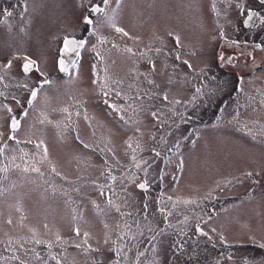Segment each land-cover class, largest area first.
<instances>
[{"label": "rangeland", "instance_id": "obj_1", "mask_svg": "<svg viewBox=\"0 0 264 264\" xmlns=\"http://www.w3.org/2000/svg\"><path fill=\"white\" fill-rule=\"evenodd\" d=\"M90 2L0 0V264L167 249L168 227L138 232L156 194L214 200L200 221L209 236L186 247L210 255L202 264H264V68L247 72L264 53V3L95 0L104 11L91 13ZM245 7L263 14L255 26ZM65 35L84 45L60 71ZM19 56L36 62L29 72Z\"/></svg>", "mask_w": 264, "mask_h": 264}, {"label": "flooded vegetation", "instance_id": "obj_2", "mask_svg": "<svg viewBox=\"0 0 264 264\" xmlns=\"http://www.w3.org/2000/svg\"><path fill=\"white\" fill-rule=\"evenodd\" d=\"M82 1H85V0H82ZM89 1H91V2L88 3V5L86 4L85 10L88 9V11L91 12V9L93 7H99V8L103 7V5H99L96 2H94L95 0H89ZM235 9L238 13L241 14L242 8L240 6H237ZM252 9H253L252 7H245V13L243 14V17H242V24L245 20V17L248 16L249 14L252 15L251 19L255 21L253 26H255L258 22H260L262 20L263 14L261 12H258L256 10H254V9L252 10ZM84 17H86V14H84V12H83V19H84ZM246 21H248V19H246ZM251 27H252V25H251ZM234 52L236 53V56H237V53H239L240 51L235 50ZM244 52L249 55V57H248L249 60L252 59L251 48L246 46L244 48ZM7 55H8V57L15 58L13 56V54L11 55V53H8ZM17 55H15V56H17ZM236 56L234 58V61L236 59ZM25 57L26 56H19V58L17 59V62H18L17 65H19V67L22 68L23 72H25L23 69V65L26 62ZM256 68H258V69L264 68V53H262V55L258 61H256L254 64H251V66L247 69V72L255 70ZM56 70H57V68H56ZM45 80H47L45 77H41V78L36 79V83L32 84V86L29 88L28 94L25 98L24 103H28V101L30 99H32V96H31L32 91L36 90L37 86L39 84L44 83ZM95 92H96V90H95ZM95 98H98V101L101 104H104L105 106H108L109 108L113 109V107H111V101L104 99V90H97ZM13 118H15L16 120L19 121V118H17L16 116L14 117L11 114L8 116V121H7L8 126L11 124V121L13 120ZM168 237H169V234H168ZM195 239H198V238H195ZM117 245L118 246L123 245L122 240H120L117 243ZM168 245H169V247H167V249H163V250L148 249V248H124V247L102 249V250H97L96 252H99V251H101V252L99 254H96V255L85 253V255L83 256V259L81 258L80 254L76 255L74 263L75 264H81L83 262L87 263V262H91L92 259L94 258L100 264H189V263H191V264H202L201 260H203L204 257L210 256L208 253L207 254L201 253L200 249H195V250L187 249V248L186 249H173V248H170L171 243ZM77 258H78V260L76 261ZM103 258H105V259H103ZM215 260H218V259H215ZM190 261H192V262H190ZM198 262H200V263H198Z\"/></svg>", "mask_w": 264, "mask_h": 264}, {"label": "trees", "instance_id": "obj_3", "mask_svg": "<svg viewBox=\"0 0 264 264\" xmlns=\"http://www.w3.org/2000/svg\"><path fill=\"white\" fill-rule=\"evenodd\" d=\"M155 215L139 224L140 236L150 237L162 227H168L170 248L186 249L189 239L192 241L202 233H207L200 226V221L207 217L215 208L213 199H197L184 196L155 195ZM173 213V215H171ZM138 241V239L136 240ZM221 247L227 245L217 241ZM222 247V248H223ZM140 248H145L142 246Z\"/></svg>", "mask_w": 264, "mask_h": 264}, {"label": "snow or ice", "instance_id": "obj_4", "mask_svg": "<svg viewBox=\"0 0 264 264\" xmlns=\"http://www.w3.org/2000/svg\"><path fill=\"white\" fill-rule=\"evenodd\" d=\"M109 2V0H103V3L104 4H107ZM261 2L262 3H264V0H261ZM119 3H120V0H117V5H119ZM104 11V9H102V8H99V7H93L92 9H91V12L92 13H97V12H103ZM110 20H111V18H109ZM249 19H251V16L249 17ZM84 21H85V23L86 24H92L93 23V21H92V19L90 18V16H86V17H84ZM113 27H115V25L113 24ZM115 30L118 32V33H123L125 36H127L128 35V33L127 32H125L124 31V29H122V28H119V27H115ZM178 39V38H177ZM76 42L75 41H72V40H69V39H65V41H64V44H65V51H67L68 50V48H69V46L70 45H73V44H75ZM84 45V41H80L79 42V45L78 46H80V47H82ZM257 47H259V45H257ZM128 52H132V49H126ZM25 63H24V65H23V69H24V71H25V73H27V72H29L32 68H33V66L35 65V61H33V60H30L28 57H25ZM185 64H187V61H185L184 62ZM11 65V61H9V64L8 65H6V67H8V66H10ZM190 67V66H189ZM44 83H49V81H47V80H45L44 81ZM149 83H152V81H149ZM36 95H37V92L35 91V90H33L32 91V93H31V96L33 97V98H35L36 97ZM117 95H119V93H117ZM165 99H167V97H165ZM31 99L28 101V103L29 104H31ZM9 111H11V109H9ZM153 115H155V113H153ZM19 126V121L18 120H16L15 118H13V122H12V128L13 129H16L17 127ZM11 138V137H10ZM130 147H131V145H129ZM85 147H87V145H85ZM157 155H159V153H157ZM137 166H139V165H137ZM248 175H251V173H249ZM138 187H140L141 189H143V188H145L146 187V185L145 184H143V183H141V184H139L138 185ZM77 235H79V231L77 230ZM88 234L87 233H85V236H87ZM38 243H39V241H37ZM85 243H86V241H85ZM80 245H77V247H79ZM262 247H264V245H262ZM93 251H95V250H93Z\"/></svg>", "mask_w": 264, "mask_h": 264}, {"label": "water", "instance_id": "obj_5", "mask_svg": "<svg viewBox=\"0 0 264 264\" xmlns=\"http://www.w3.org/2000/svg\"><path fill=\"white\" fill-rule=\"evenodd\" d=\"M249 17L250 15L245 17L244 24H250V21H246V19L247 18L249 19ZM252 22H254V20H252ZM66 38L76 42L75 44L70 45L67 51L64 50L65 49L64 41ZM80 41H82L81 38H76L73 36H63L61 38L60 45L58 47V53L56 56V67L59 70H62V71L66 70L67 67L72 63L75 57V54L78 48L80 47L78 46ZM10 127L12 128V123L10 124ZM141 183L142 182H139L138 185Z\"/></svg>", "mask_w": 264, "mask_h": 264}]
</instances>
